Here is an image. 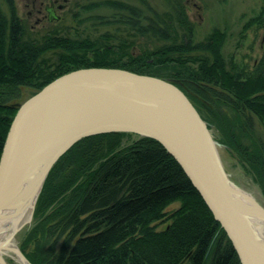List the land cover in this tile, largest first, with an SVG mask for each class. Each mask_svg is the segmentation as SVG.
<instances>
[{
    "label": "trees",
    "instance_id": "1",
    "mask_svg": "<svg viewBox=\"0 0 264 264\" xmlns=\"http://www.w3.org/2000/svg\"><path fill=\"white\" fill-rule=\"evenodd\" d=\"M5 2L8 16L0 10V155L17 110L8 101L19 95V88L37 91L60 75L85 67L127 69L166 79L181 72L205 83L204 88L239 112L240 133L250 131V115L264 127V50L252 69L233 60L226 64L221 51L224 33L214 29L193 44V25L181 0H167L170 11L162 13L142 0L147 14L122 0H101L87 9L113 10L114 21L126 26L125 36L109 32L70 36L52 30L39 38L27 35L13 1ZM247 21V28H264V0L256 18ZM140 38L147 40L135 52L132 47ZM129 134L84 137L50 169L36 211H41L43 223L56 215L60 234L66 235L57 251L50 248L44 253L45 263L240 264L224 230L179 163L154 139L124 144ZM242 148L244 153L234 149L264 190V144L256 141L252 148ZM175 201L180 206L165 212ZM42 222L30 236L42 233Z\"/></svg>",
    "mask_w": 264,
    "mask_h": 264
},
{
    "label": "water",
    "instance_id": "2",
    "mask_svg": "<svg viewBox=\"0 0 264 264\" xmlns=\"http://www.w3.org/2000/svg\"><path fill=\"white\" fill-rule=\"evenodd\" d=\"M178 87L169 79L127 69L85 67L35 91L15 106L4 138L0 213L11 192L43 179L39 195L54 163L80 139L127 132L156 140L179 163L240 264H264V240L247 218L251 206L235 201L236 185L224 170L221 144ZM263 208L253 211L264 218Z\"/></svg>",
    "mask_w": 264,
    "mask_h": 264
},
{
    "label": "rangeland",
    "instance_id": "3",
    "mask_svg": "<svg viewBox=\"0 0 264 264\" xmlns=\"http://www.w3.org/2000/svg\"><path fill=\"white\" fill-rule=\"evenodd\" d=\"M12 1L17 16L23 21L26 28L25 32L32 37L39 38L44 33L52 30L70 36L86 33L87 36L98 37L107 32L114 36H125L127 34L126 26L114 21L117 15L113 17L115 15L113 10L102 6L98 9H87L91 3L101 0H58L57 4L61 8H56L53 17L48 18V14H46L47 16L41 19L42 16L38 15L33 9V3L37 8L40 0ZM122 1L143 9L147 14V6L142 3V0ZM143 1L159 13L170 11L167 0ZM181 3L185 9V14H187L193 25L195 41H203L212 30L218 29L224 33L221 51L226 64L229 65L233 60L240 66H248V69H252L258 62L264 50V28L255 30L253 26L247 28L246 25L247 20L256 18V15H258L261 0H181ZM0 9L8 16L9 10L6 2L0 0ZM43 13H45L44 10ZM107 21H111V23ZM146 40L140 38L137 41V46L132 47V50L138 51L137 47L145 44ZM168 79L192 98L191 101L194 104L196 103V108L207 122L213 139L221 144L219 153L230 181L242 190L253 194L256 200L264 204V190L258 179H256L257 176L254 170L250 168L245 160L241 159L239 152L234 149L236 148L244 153L245 148L242 147L250 146L252 148L253 142L259 141L264 144V127L261 126L260 121L255 116L250 115L252 125L250 131L247 134L240 133L238 127L241 124V116L239 114L237 119V113H239L237 110L226 104L218 96H214L211 91L207 90L206 93L203 87L193 88L194 85L191 87L190 83H185L184 86L187 88H183L181 80ZM34 92V89L30 87H20L18 90L19 95L9 99L8 102L15 107ZM138 138L137 135L130 133L128 137L124 138L123 143L129 144ZM38 198L35 200L31 225L21 231L17 243L30 264H32L31 257L38 264H46L47 257H44V253L50 248L57 251L62 246L66 235V232H64V235L60 234L61 227L56 215L47 220V223L42 222L44 217L41 216V211H36ZM179 206L180 203L175 201L165 209V212L171 213ZM41 222L42 233L35 237L32 234L31 237L29 232L33 231ZM165 224L166 222L159 224L158 229H161ZM8 263L14 264L10 260H8Z\"/></svg>",
    "mask_w": 264,
    "mask_h": 264
},
{
    "label": "bare ground",
    "instance_id": "4",
    "mask_svg": "<svg viewBox=\"0 0 264 264\" xmlns=\"http://www.w3.org/2000/svg\"><path fill=\"white\" fill-rule=\"evenodd\" d=\"M43 179L31 181L30 185L19 191H13L4 201L0 213V264H30L23 256L18 243L19 235L24 228H29L32 222L34 203ZM235 201L251 206L247 218L255 231L264 240V218L255 210L261 209L264 204L248 191L237 188L233 190ZM250 208V207H249ZM264 209V208H263Z\"/></svg>",
    "mask_w": 264,
    "mask_h": 264
},
{
    "label": "flooded vegetation",
    "instance_id": "5",
    "mask_svg": "<svg viewBox=\"0 0 264 264\" xmlns=\"http://www.w3.org/2000/svg\"><path fill=\"white\" fill-rule=\"evenodd\" d=\"M2 2H5V0H2ZM57 2H58V0H40L39 1V3H38V6H37V8H35V4L33 3V9H35L34 11L38 14V15H40V16H42V17H40V19L41 18H45V16H47L46 14H48V18H51V17H53V14L56 12L55 10H56V8H61V6L59 5V4H57ZM1 10V9H0ZM43 10L45 11V13H43ZM3 11V10H2ZM1 11V13H2V15L4 16V13ZM30 15V14H29ZM179 32H180V37H182L184 40H187V36H184V35H182V32L179 30ZM194 28H192V33L190 34V38H191V41L193 42V44L194 43H196V42H199V41H195V37H194ZM184 34V33H183ZM206 38V37H205ZM198 56V55H197ZM197 62V61H196ZM183 65H185V63H183V62H181ZM181 63H178V66H182L181 65ZM192 65V67H194V68H198V66H196V64L194 65V64H191ZM191 67V68H192ZM177 74H176V77H174V78H172V79H176V80H181V85H182V87L183 88H185L186 86H184L185 85V83H190L189 85H191V87H193V85L195 86V87H193V88H196V87H203L204 85H205V83H203V82H196L195 80H192L191 78H186V77H184V76H182L183 74L181 73V72H176ZM197 84V85H196ZM178 88H180V87H178ZM187 88V87H186ZM204 88V87H203ZM181 89V88H180ZM205 89V91H206V93H207V88H204ZM182 90V89H181ZM183 91V90H182ZM184 92V91H183ZM185 93V92H184ZM185 95H187L186 93H185ZM190 96H188L187 95V98H189ZM190 100H192V98L190 97L189 98ZM192 102V101H191ZM193 103V105L195 106V108H196V103L194 104V102H192ZM197 109V108H196ZM198 110V109H197ZM198 112H199V110H198ZM200 113V112H199Z\"/></svg>",
    "mask_w": 264,
    "mask_h": 264
}]
</instances>
